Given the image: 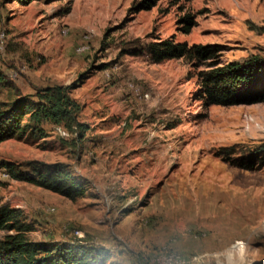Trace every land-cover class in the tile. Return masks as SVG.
I'll list each match as a JSON object with an SVG mask.
<instances>
[{"label":"rangeland","instance_id":"374dc122","mask_svg":"<svg viewBox=\"0 0 264 264\" xmlns=\"http://www.w3.org/2000/svg\"><path fill=\"white\" fill-rule=\"evenodd\" d=\"M134 1L76 0L66 13V1L0 0V72L10 84L0 103L76 84L82 126L45 123L44 138L1 143L0 207L23 212L31 242L105 250L96 264H217L213 254L240 242L257 253L248 264L261 262L264 168L216 153L260 149L264 160V104L207 107L199 79L264 55V0H160L129 16ZM186 15L196 22L188 35L178 31ZM171 36L215 56L154 63L149 45ZM3 161L64 164L86 194L70 200L12 180Z\"/></svg>","mask_w":264,"mask_h":264},{"label":"trees","instance_id":"16d2710c","mask_svg":"<svg viewBox=\"0 0 264 264\" xmlns=\"http://www.w3.org/2000/svg\"><path fill=\"white\" fill-rule=\"evenodd\" d=\"M28 6L34 2L45 1L46 4L66 1V13H70L76 0H12ZM160 0H135L129 10V16L154 9ZM178 31L188 35L196 25L195 18L186 15L179 21ZM149 56L154 63L169 60L186 59L194 66V61H207L215 52L206 46H189L176 40V36L153 43L148 47ZM138 56L139 52H133ZM83 78V76H81ZM201 99L207 107H234L264 104V55H253L244 62H230L224 66L214 67L200 75ZM0 86L10 87L5 75L0 72ZM73 84L68 87L53 86L39 90L33 96L16 98L12 102L0 103V144L11 139L25 136L44 138L47 133L45 123L64 124L70 129L78 125L76 116L78 104L70 96L76 89ZM233 148H221L216 156L235 161L245 170H255L256 166L264 168L260 158V149L249 151L233 159ZM12 180L25 182L51 191L70 200L82 198L86 194L83 182L74 177L64 164H47L30 161L16 164L1 162ZM0 231L13 234L6 235L0 241V264H96L105 250L87 247L76 243L47 244L31 242L26 234L32 227L25 223L23 212L8 206L0 207Z\"/></svg>","mask_w":264,"mask_h":264},{"label":"clouds","instance_id":"9594fccd","mask_svg":"<svg viewBox=\"0 0 264 264\" xmlns=\"http://www.w3.org/2000/svg\"><path fill=\"white\" fill-rule=\"evenodd\" d=\"M256 255L257 253H250L247 245L240 242L238 246L213 254L212 259L216 260L217 264H248L249 258ZM194 264H211V261H201L197 258Z\"/></svg>","mask_w":264,"mask_h":264},{"label":"water","instance_id":"95a60500","mask_svg":"<svg viewBox=\"0 0 264 264\" xmlns=\"http://www.w3.org/2000/svg\"><path fill=\"white\" fill-rule=\"evenodd\" d=\"M251 264H264V260L261 262H257V263H251Z\"/></svg>","mask_w":264,"mask_h":264},{"label":"bare ground","instance_id":"6f19581e","mask_svg":"<svg viewBox=\"0 0 264 264\" xmlns=\"http://www.w3.org/2000/svg\"><path fill=\"white\" fill-rule=\"evenodd\" d=\"M64 34H66V32H64Z\"/></svg>","mask_w":264,"mask_h":264},{"label":"built area","instance_id":"2783aa9c","mask_svg":"<svg viewBox=\"0 0 264 264\" xmlns=\"http://www.w3.org/2000/svg\"><path fill=\"white\" fill-rule=\"evenodd\" d=\"M76 238H79V237H76Z\"/></svg>","mask_w":264,"mask_h":264}]
</instances>
